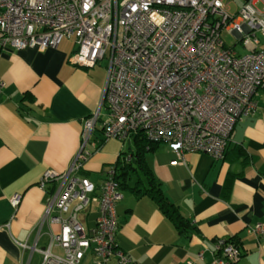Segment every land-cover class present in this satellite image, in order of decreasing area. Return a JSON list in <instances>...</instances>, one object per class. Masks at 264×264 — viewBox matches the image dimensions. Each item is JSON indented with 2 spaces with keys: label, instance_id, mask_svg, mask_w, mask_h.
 <instances>
[{
  "label": "built area",
  "instance_id": "1",
  "mask_svg": "<svg viewBox=\"0 0 264 264\" xmlns=\"http://www.w3.org/2000/svg\"><path fill=\"white\" fill-rule=\"evenodd\" d=\"M224 34L236 42L228 45ZM66 37L76 41L75 63L94 67L108 59L100 106L108 113L101 119L99 108L84 120L79 151L65 172L47 170L41 178L45 190L60 184L46 199L45 217L59 227L48 247H22L31 255L38 251L40 264H82L89 255L92 264H137L117 242L123 194L114 168L100 185L80 174L97 150L94 132L100 123L105 138L124 144L138 134L166 143L173 164L185 163L186 152L222 160L235 125L257 111L264 90V51L258 48L264 0H247L236 13L225 0H0V52L57 47ZM4 86L0 80V92ZM20 200L14 196L13 205ZM94 203L97 216L89 226ZM249 231L263 238L264 222ZM239 259L238 246L220 239L215 264Z\"/></svg>",
  "mask_w": 264,
  "mask_h": 264
},
{
  "label": "crops",
  "instance_id": "2",
  "mask_svg": "<svg viewBox=\"0 0 264 264\" xmlns=\"http://www.w3.org/2000/svg\"><path fill=\"white\" fill-rule=\"evenodd\" d=\"M245 1L225 0L231 13ZM258 48L264 51V37ZM76 50L75 39L66 37L57 47L6 46L0 52V80L5 82L0 92V264H40L41 254L31 255L22 244L44 249L59 229L45 217V206L60 184L45 190L40 181L47 170L69 168L84 120L99 110L107 85L108 73L99 63L74 62ZM257 103V111L235 125L223 160L186 152L185 163L173 164L176 156L166 143L147 154L153 174L191 221L192 232L181 234L150 197L121 190L117 242L134 262L215 264L219 240L234 237L242 251L238 264H264V237L249 231L264 222V90ZM100 110L104 119L108 109ZM94 139L97 150L80 174L100 185L108 166L128 149L119 139L105 138L100 123ZM16 195L18 206L12 203ZM97 210L98 204H92L89 226ZM85 260L92 264L90 255Z\"/></svg>",
  "mask_w": 264,
  "mask_h": 264
},
{
  "label": "trees",
  "instance_id": "3",
  "mask_svg": "<svg viewBox=\"0 0 264 264\" xmlns=\"http://www.w3.org/2000/svg\"><path fill=\"white\" fill-rule=\"evenodd\" d=\"M160 141L148 139L143 134H138L132 138L130 148L122 152L123 157L119 156L114 163L115 179L119 184L120 190H129L137 196L150 197L163 214L175 225L181 234L191 233L192 224L181 212L179 207L173 203L163 191L159 180L153 174L151 167L147 161V154L156 149ZM230 144H228L223 159L227 158ZM131 155L130 161L126 160V156ZM222 159V160H223ZM135 176L137 178L135 185H131L128 180ZM238 246L240 257L242 251L234 237L225 239Z\"/></svg>",
  "mask_w": 264,
  "mask_h": 264
},
{
  "label": "rangeland",
  "instance_id": "4",
  "mask_svg": "<svg viewBox=\"0 0 264 264\" xmlns=\"http://www.w3.org/2000/svg\"><path fill=\"white\" fill-rule=\"evenodd\" d=\"M259 6L262 7V4H259ZM224 35H225V40H226L228 45H233L236 42V38L232 34H224ZM235 50L238 51L239 53H241L243 51L242 45L238 43L235 46ZM108 65H109L108 59H104V60L100 61V63L97 65V67L106 72V71H108ZM125 149H128V144L127 143L125 145ZM111 169H112L111 166H108V170H106V171H111ZM98 178L99 177L93 176V179H98ZM136 180H137V178L135 176H133L132 179L128 180V182L131 185H135ZM80 216H81V218L84 217L83 214H81ZM53 251H54L55 254H58V255H62L63 254L62 249H60L59 247H54ZM36 261H37V258L35 259V262ZM82 264H90V261L84 260L82 262Z\"/></svg>",
  "mask_w": 264,
  "mask_h": 264
},
{
  "label": "water",
  "instance_id": "5",
  "mask_svg": "<svg viewBox=\"0 0 264 264\" xmlns=\"http://www.w3.org/2000/svg\"><path fill=\"white\" fill-rule=\"evenodd\" d=\"M131 142H128V148H130Z\"/></svg>",
  "mask_w": 264,
  "mask_h": 264
}]
</instances>
